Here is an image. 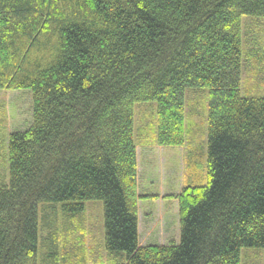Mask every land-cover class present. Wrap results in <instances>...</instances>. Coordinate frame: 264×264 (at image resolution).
Wrapping results in <instances>:
<instances>
[{
  "label": "trees",
  "instance_id": "16d2710c",
  "mask_svg": "<svg viewBox=\"0 0 264 264\" xmlns=\"http://www.w3.org/2000/svg\"><path fill=\"white\" fill-rule=\"evenodd\" d=\"M243 15L264 17V0H0V90L33 96L30 127L8 136L0 264H87L57 233L90 200L114 264L264 249V96L243 93ZM188 87L210 88L207 181L178 195L179 242L141 245L134 107L156 101L158 143L186 145Z\"/></svg>",
  "mask_w": 264,
  "mask_h": 264
},
{
  "label": "rangeland",
  "instance_id": "374dc122",
  "mask_svg": "<svg viewBox=\"0 0 264 264\" xmlns=\"http://www.w3.org/2000/svg\"><path fill=\"white\" fill-rule=\"evenodd\" d=\"M242 48L243 93L244 95L264 96V17L242 16ZM185 97V117L188 129L186 150L184 145L183 147L166 146L171 148V151L160 150L155 131L158 107L156 101L139 102L134 107L136 144L139 147L141 175L140 195L146 192L145 188L147 191L153 192L154 190L159 194L155 200H149L152 201V204L149 201L141 203V241L143 242L148 240L145 237V227L149 222L155 229L151 241L169 242L170 237L178 234L180 207L177 211L176 206L178 207V205L172 198L167 197V193L178 190L183 179L185 182L190 161L194 158H196L197 173L203 180L205 179V182L207 181L210 88L188 87ZM32 121L33 96L31 89L0 90V185L9 180L7 147L9 133L14 130L28 129ZM193 155L195 156L193 157ZM172 158H175L176 161L173 162ZM150 205H154V207H150ZM40 216L42 217V213ZM66 224V227L71 228L68 235L72 239L69 236L61 237L60 233H57L59 247L63 250H60V255L66 254L69 249L81 248L88 255L87 264L113 263L110 261L108 253L102 248L105 236L103 201H87L84 214L78 216L77 220H67ZM79 224H83L84 228L82 225H80L81 228L78 227ZM74 226H77L78 229L76 230ZM44 234L46 231H43ZM65 246L67 252H64ZM72 259L76 262L75 258ZM241 263L264 264V249L243 247Z\"/></svg>",
  "mask_w": 264,
  "mask_h": 264
},
{
  "label": "crops",
  "instance_id": "0c3cea01",
  "mask_svg": "<svg viewBox=\"0 0 264 264\" xmlns=\"http://www.w3.org/2000/svg\"><path fill=\"white\" fill-rule=\"evenodd\" d=\"M157 143H158V141H157ZM158 145L161 147L160 150H163V152H164V150L165 151L166 150L167 151H171V148L166 147L165 145H161L159 143H158ZM181 147H183V146H181ZM184 147H185V150H186L187 149V146L184 145ZM194 156L195 155H193V157ZM137 157H138V194H139V201H138V205H139V227L138 228H139V240H140V244L141 245H145V244H167V243H169L171 241L179 242V240H180V234H181L180 217H179V225H178V234L176 233V234H174V237H170L171 240L169 242L156 243L154 241H151V239L153 238L155 229H154V226L150 224V222H149L148 226L145 227L146 228L145 229L146 230L145 231V237L148 240L147 241H144V242L141 241V232H142V222H141L142 221V218H141V209H140L141 208V203H143V201H149L151 199H154L155 200L156 197L158 198L159 194H157L153 189H151V190H153V192H151L149 190L147 191V188H145L146 192L140 195V190H141L140 189L141 175H140V169H139L140 168V165H139L140 163H139V147L138 146H137ZM170 157L168 158L169 160L171 159ZM175 158H177V157H175ZM175 158H172V159H174L173 162L176 161ZM195 159L196 158H194L192 161H190L189 172H186L185 182H184V179H183L182 180V185H180V187L178 188V190H174V192L169 191V193H167V197L172 198L176 202V204L178 205V207L176 206L177 211H178V208H179V200H178L179 193L181 192V190L183 189V187L187 183H189V182L194 183L195 180L197 179V171H196L197 164L195 162ZM161 197H162V195H161ZM149 202H150V204H152L151 203L152 201H149ZM150 207H154V205H150ZM169 236H171V235H169ZM83 254H84V257H87L88 258V255H87L86 252L84 253V251H83ZM109 264H114V263H109Z\"/></svg>",
  "mask_w": 264,
  "mask_h": 264
}]
</instances>
